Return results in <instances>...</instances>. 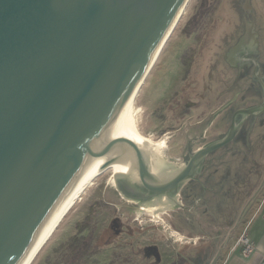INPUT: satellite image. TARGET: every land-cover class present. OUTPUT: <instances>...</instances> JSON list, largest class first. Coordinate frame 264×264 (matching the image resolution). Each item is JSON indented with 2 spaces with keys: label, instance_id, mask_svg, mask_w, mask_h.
Returning <instances> with one entry per match:
<instances>
[{
  "label": "water",
  "instance_id": "obj_1",
  "mask_svg": "<svg viewBox=\"0 0 264 264\" xmlns=\"http://www.w3.org/2000/svg\"><path fill=\"white\" fill-rule=\"evenodd\" d=\"M186 3L0 0V264L24 262L120 103L146 78ZM235 134L233 123L221 141L195 152L171 178L158 179L130 140L109 142L99 156L127 145L137 179L119 177L118 191L132 200L165 199L177 206L198 161Z\"/></svg>",
  "mask_w": 264,
  "mask_h": 264
},
{
  "label": "rangeland",
  "instance_id": "obj_2",
  "mask_svg": "<svg viewBox=\"0 0 264 264\" xmlns=\"http://www.w3.org/2000/svg\"><path fill=\"white\" fill-rule=\"evenodd\" d=\"M232 2L189 0L137 96L135 113L141 133L155 142L167 135L166 148L162 150L161 156L174 166L183 164V153L179 151H183L185 131L189 124L186 114L181 115L180 111L186 103L197 101L194 94L202 93L200 82L203 80L199 76L200 81L197 82L195 73L201 69L205 74L209 72L212 60L209 63L206 59L214 56L215 48L221 46L220 42H214L215 48L208 53L206 43L213 32L214 36L218 35L214 29L227 18L224 13H228L229 18L225 30L235 23L233 7L227 5ZM256 4L264 14V2L257 0ZM192 56L195 62L190 65ZM183 58L188 62L184 66L181 62ZM172 176L171 173L169 178ZM110 177L111 172L106 170L93 181L65 215L32 264H51L60 243L71 237L75 233L76 223L86 221L91 213L92 221L100 225L96 241L100 253L90 259L88 264H125L123 257L128 258L129 264H170L179 253H187L199 263L207 258L208 250L213 254V260H209V263L222 264L223 257L237 238L236 234H232L235 228L231 227L227 213L222 217L223 208L219 205L216 192L203 199V206L198 207L197 215L183 213L188 208H181L183 203L177 197L178 206L172 205L164 211L158 222L147 214H140L142 205L154 204L156 201H136L124 197ZM229 192L219 191V199L228 200L225 194ZM153 246L156 252L146 255L143 248Z\"/></svg>",
  "mask_w": 264,
  "mask_h": 264
},
{
  "label": "crops",
  "instance_id": "obj_3",
  "mask_svg": "<svg viewBox=\"0 0 264 264\" xmlns=\"http://www.w3.org/2000/svg\"><path fill=\"white\" fill-rule=\"evenodd\" d=\"M225 15L228 18V13H224V16ZM227 18L222 21V24H217V29L214 30H217L218 35L214 36V32L211 34L208 44L206 43L207 48L205 49H207L209 53V51L216 46L213 45L214 42H220L219 45L221 47L218 49L215 48V52L213 53L214 56L212 57L214 60L217 54L221 55L223 50L233 47L232 51H229L227 54L228 59L224 60L220 58L212 61L215 62L216 70L225 69L226 71L227 69V71L232 70V73H234L233 69L235 70L237 59H239L237 58V54L249 51L251 46L257 45V39L256 35L250 32V34L247 33L246 37L244 36L242 38L240 45H236L239 38L238 36L233 37L235 33L234 27L231 26L228 30H225L226 23L228 22L229 24V18L228 20ZM254 31L256 32L255 29ZM213 36L216 40L213 39ZM232 37L233 39H231ZM206 62H208L207 59ZM224 63L226 65H224ZM202 70L203 69L200 70L201 75L202 73L205 75ZM215 76V80L216 78L223 79L221 76L217 77L216 73ZM259 76L262 77V74H259ZM256 87L259 88L258 84ZM223 88L224 87L219 86L217 91ZM240 89L242 92L246 91L247 86L241 87ZM222 92L224 91L222 90ZM232 93L227 91L224 93L225 95L222 98L224 103H222L223 107H219L217 110L218 119L216 118V120L218 123V130L208 136V138L214 136L209 140L227 134L231 115L234 110L249 109L252 107L253 103H250L252 99L248 98L247 101L246 97L243 98V94L239 95V93L237 95L234 91ZM213 110V108L210 109V105H208L207 101L199 107L189 110V112L192 113L191 116L193 119L191 121H189V118L187 119L189 124L185 133H193L190 131V127L196 119L208 120V123H205L208 125L203 127V130L205 128L208 129L211 124L210 116H212ZM237 120H241L239 126L247 121L240 131L238 138L234 143L221 149L211 157L212 165L209 166L201 176V184L199 182L189 183L184 194L179 199H181L185 207L188 208V211H184L183 213L197 215L198 207L200 208L203 206V199H205L207 195L210 197L209 195L216 192L219 205L223 208L222 217L227 213L226 216L231 220V227L233 226L235 228L232 234H236V238H238L242 230H244L243 232L254 244V251L248 257L243 256L239 250L229 249L225 257H223L222 264H264V122L262 118L259 120L251 117L246 118V115L242 113L241 117ZM197 148L198 146L193 147V150ZM226 190L230 191L228 194H225L228 200L224 199L225 201H222L221 198L219 199V191L224 193ZM197 198L202 199L199 205L196 203ZM253 208L256 209L253 210ZM212 256L213 254L208 250L207 264H210L209 260L213 258Z\"/></svg>",
  "mask_w": 264,
  "mask_h": 264
},
{
  "label": "flooded vegetation",
  "instance_id": "obj_4",
  "mask_svg": "<svg viewBox=\"0 0 264 264\" xmlns=\"http://www.w3.org/2000/svg\"><path fill=\"white\" fill-rule=\"evenodd\" d=\"M256 2L257 0H233L232 4H229V3L227 4L228 6L233 7L232 10H233V16L235 20V23H233V27L235 29V33L233 37L238 36L239 38L236 45H240L242 38L244 36L246 37V34L247 33L250 34V32L256 35V39H257V45L251 46L249 51L245 50L247 52H242V54H237V58L239 59H237L235 70L233 69L234 73H232V70L227 71V69L226 71L225 69H222L219 71L216 70L215 62H213L216 59L218 60L220 58L224 60L228 59L227 54L229 53V51H232L233 47L226 48L225 50H223V53L221 55L217 54L216 55L217 57L214 60H213V57H210L208 59L209 63H211L210 62L211 60L213 61L211 63V66L209 67V72H207L205 75H201L200 73L201 71H197L195 73L197 82L200 80H203L202 82H200L201 87H202V93L198 92L197 95L194 94L195 96L194 98H196L197 101L186 103L183 109H181L180 111L181 115L186 114L187 119L189 118V121H191L193 117L191 116L192 113H190L189 110H192L193 108L198 107V105H202L206 101L208 102V105H210V109L213 108L214 110H213L212 116H210L211 124L208 127V129L205 128L203 130V127L208 125V124H205V123H208V120L206 121L204 119L202 120L196 119L197 121L196 120L193 121L194 126L192 125L190 127V131L193 133L192 134H190V132L185 133V144L183 146V151L182 150L179 151V153L180 152L183 153L182 154V157H183L182 165L183 166L184 164H187L190 156L193 155L195 152L203 149L207 145L217 143L225 137V134H224V135H221L220 137L217 136L215 139H212V140H209V139L213 138L214 136L208 138L209 135H211L212 133L218 130V123L216 120V118L218 117L217 110L219 107L220 108L223 107L224 103H223L222 98L224 97L225 95L224 93H226V91L230 93L234 91L237 93V95L239 93H240L239 95L243 94V98L246 97L247 101H248V98L252 99L250 102V103H253L252 107L249 109H243V110H251L254 107L256 109L251 111L250 114H245L246 118L251 117L257 120L262 118L264 122V117H263L264 108H262V105L264 106V45H263L264 43V14H262L261 11H259ZM258 2L262 3L264 2V0H258ZM254 29L256 30V32L254 31ZM191 33L192 32H190V34ZM233 37L231 39H233ZM201 49L203 50L204 48H201ZM181 62L183 66L188 63L184 58L181 60ZM194 62H195L194 56H192L191 60L189 61V64L193 65ZM190 65L189 67H191ZM224 65L226 64L224 63ZM215 73L217 74V77L221 76L223 79L216 78L215 80V77H216ZM259 74H262V77L259 76ZM199 76H200V80H199ZM204 76H207V77H204ZM257 84L259 88L256 87ZM219 86H222L224 88L221 89L220 91H217L219 89ZM244 86H247V90L242 92L240 88ZM222 90L224 92H222ZM190 92H193V91L191 90ZM240 110L241 109H237L233 111L231 115L230 125L227 130L228 132L231 128V125L234 123L235 128H236V134L233 138V141L223 147H220L210 153H207L202 159L198 161L197 166L195 167L193 171L194 172L193 177L188 179L187 182L184 183V185L179 191L178 198H181V196L184 194V191L188 187L189 183L199 182L201 184L200 182L201 176L208 169V167L212 165L211 157L215 155L221 149H224L228 145L234 143L235 140L238 138L240 131L242 130L243 126L247 122L246 121L245 123H243V125L239 126L241 124V120H237V119L241 117V113L239 112ZM193 144H194V147L196 144H198L197 145L198 148L195 150L191 149V146ZM180 159L181 158H179L178 160ZM182 168L178 170L176 174L179 171H181ZM137 191L142 192L138 189ZM141 200L142 199H139L138 201H141ZM201 200H202L201 198H197L196 203L199 205V202ZM180 206L181 208L182 207L185 208L183 204H181ZM115 226L117 227V224ZM115 231L116 233L118 232V230H115ZM143 251L147 255V253H155L156 248H154V246L147 247V248H143ZM182 254L184 253H179L178 255H182ZM196 257H201V256H196ZM173 258L177 259V254ZM185 259L191 264H207L208 253H207V258L204 259L203 261L201 260L199 263L193 260V257L190 255H186ZM122 260L124 261L125 264H129L127 263L128 258L123 257Z\"/></svg>",
  "mask_w": 264,
  "mask_h": 264
},
{
  "label": "bare ground",
  "instance_id": "obj_5",
  "mask_svg": "<svg viewBox=\"0 0 264 264\" xmlns=\"http://www.w3.org/2000/svg\"><path fill=\"white\" fill-rule=\"evenodd\" d=\"M186 2L187 3L179 11H177L175 16L173 17L174 19L172 20L170 27L165 32L161 44L156 49L153 59L151 60L149 72L164 45L172 35V32L178 24L183 10L188 4L189 0H186ZM145 79L144 81H140L136 88L127 96V98L120 103L116 113L110 121V124L105 128V131L97 138L92 149L90 150L91 157L87 161L82 171L79 173L77 182L73 190L64 201L60 210L53 217L51 222L40 235L36 243L33 245L22 264L33 263L34 259L37 257L45 243L55 232V229L63 221L65 215L70 212V210L76 205L87 188L102 172L106 170L110 171L111 181H113L115 184L119 177L126 178L128 176L133 181L137 179L135 157L131 149L127 145L122 144L120 146H117L110 153L101 157L99 156V153L108 146L109 142L111 143L115 140L126 139L136 144V146L143 153L145 159L148 161L150 170L158 179H163L164 176L162 174L170 176V174L172 173V175H175L176 170H180L183 167V165L174 166L173 164H169L161 156L162 150L166 148V143L168 140L167 135L166 137H163L159 141L155 142L143 135L139 129L137 116L135 113V103L137 96L145 82ZM164 201V203L162 202L158 205L156 203L142 205L140 214H147L151 216L154 221L159 222L161 220L160 215L164 214V211H167V209L171 208V206L173 205V203H169L165 199Z\"/></svg>",
  "mask_w": 264,
  "mask_h": 264
},
{
  "label": "trees",
  "instance_id": "obj_6",
  "mask_svg": "<svg viewBox=\"0 0 264 264\" xmlns=\"http://www.w3.org/2000/svg\"><path fill=\"white\" fill-rule=\"evenodd\" d=\"M91 215L92 213L87 216L86 221L76 223L75 233L68 238L69 240L60 243L59 249L53 254L51 264H88L90 259L98 256L100 249L96 241L100 225L92 221ZM186 255L188 254L178 255L170 264H191L185 259Z\"/></svg>",
  "mask_w": 264,
  "mask_h": 264
},
{
  "label": "built area",
  "instance_id": "obj_7",
  "mask_svg": "<svg viewBox=\"0 0 264 264\" xmlns=\"http://www.w3.org/2000/svg\"><path fill=\"white\" fill-rule=\"evenodd\" d=\"M232 250H239V252L248 257L254 251V244L248 239L247 235L243 232L235 241Z\"/></svg>",
  "mask_w": 264,
  "mask_h": 264
}]
</instances>
